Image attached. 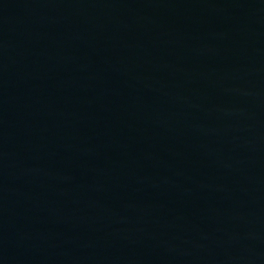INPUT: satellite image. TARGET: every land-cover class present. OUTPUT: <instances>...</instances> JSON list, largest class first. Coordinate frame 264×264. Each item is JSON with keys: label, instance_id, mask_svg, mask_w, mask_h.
<instances>
[{"label": "water", "instance_id": "water-1", "mask_svg": "<svg viewBox=\"0 0 264 264\" xmlns=\"http://www.w3.org/2000/svg\"><path fill=\"white\" fill-rule=\"evenodd\" d=\"M0 264H264V0H0Z\"/></svg>", "mask_w": 264, "mask_h": 264}]
</instances>
